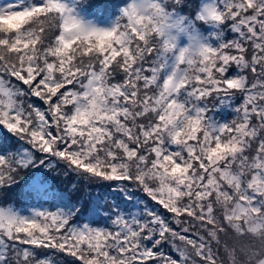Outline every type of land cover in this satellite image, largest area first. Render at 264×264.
<instances>
[{"label": "snow or ice", "instance_id": "6c2138e0", "mask_svg": "<svg viewBox=\"0 0 264 264\" xmlns=\"http://www.w3.org/2000/svg\"><path fill=\"white\" fill-rule=\"evenodd\" d=\"M89 8L0 0V264H264V0Z\"/></svg>", "mask_w": 264, "mask_h": 264}, {"label": "trees", "instance_id": "16d2710c", "mask_svg": "<svg viewBox=\"0 0 264 264\" xmlns=\"http://www.w3.org/2000/svg\"><path fill=\"white\" fill-rule=\"evenodd\" d=\"M88 3L90 4L89 12L97 11L102 19L109 16V13L112 11L111 5L115 3V0H88ZM64 186H67L66 183ZM10 199H14L17 204L26 202L20 189H14Z\"/></svg>", "mask_w": 264, "mask_h": 264}, {"label": "rangeland", "instance_id": "374dc122", "mask_svg": "<svg viewBox=\"0 0 264 264\" xmlns=\"http://www.w3.org/2000/svg\"><path fill=\"white\" fill-rule=\"evenodd\" d=\"M103 19V18H102Z\"/></svg>", "mask_w": 264, "mask_h": 264}]
</instances>
